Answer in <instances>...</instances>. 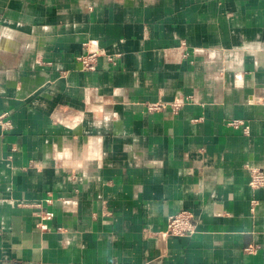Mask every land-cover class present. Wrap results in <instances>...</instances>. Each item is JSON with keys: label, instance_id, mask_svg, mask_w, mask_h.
<instances>
[{"label": "crops", "instance_id": "obj_1", "mask_svg": "<svg viewBox=\"0 0 264 264\" xmlns=\"http://www.w3.org/2000/svg\"><path fill=\"white\" fill-rule=\"evenodd\" d=\"M262 94L264 0H0V264H264Z\"/></svg>", "mask_w": 264, "mask_h": 264}, {"label": "built area", "instance_id": "obj_2", "mask_svg": "<svg viewBox=\"0 0 264 264\" xmlns=\"http://www.w3.org/2000/svg\"><path fill=\"white\" fill-rule=\"evenodd\" d=\"M97 58V53L93 52L88 57L81 58L85 68L92 69ZM256 102L264 104V94L257 96L255 99ZM6 114L0 117V123H6L10 125V121H4ZM231 125L238 127L240 126V121L230 122ZM250 184L253 188H261L264 186V173L257 168L251 169V180ZM255 205V204H254ZM54 217L53 212H45L42 214V220L52 219ZM40 227L47 229L48 226L46 223L41 222ZM197 222L190 210H182L170 216L168 220L167 234L172 236H188L196 232Z\"/></svg>", "mask_w": 264, "mask_h": 264}]
</instances>
